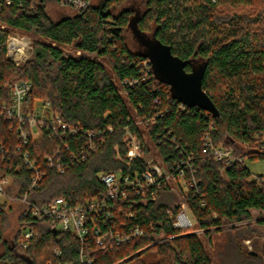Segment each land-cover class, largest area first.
Here are the masks:
<instances>
[{"label": "trees", "instance_id": "16d2710c", "mask_svg": "<svg viewBox=\"0 0 264 264\" xmlns=\"http://www.w3.org/2000/svg\"><path fill=\"white\" fill-rule=\"evenodd\" d=\"M128 1L92 0L90 8L78 12L60 7L58 0H13L11 6L0 0V146L5 149L0 175L11 179L9 197L26 196L36 206L57 198L78 205L99 197L105 187L98 174L142 173L150 167L144 158L132 161L129 170L116 160V146L122 157L128 153V130L139 138L142 155L150 152L135 114L154 118L143 127L160 162L174 167L193 159L194 170L184 178L187 190L177 183L181 199L169 187H161L145 201L135 193L114 200L116 226L139 227L145 234L108 252L94 246L95 230H90L88 248L76 235L57 230L54 221L26 215L25 204L16 203L15 210L14 202L0 201V264H80L82 254L94 259L93 264H216L214 258L217 264H264V174L251 179L245 168L215 162L202 143L208 133L214 144L235 155L264 161L257 145L264 139V0H144L139 31L171 47L175 56L188 62V72L194 65L206 66L203 89L218 117L197 107L181 108L171 88L152 73L144 80L147 59L128 44L136 15L124 9ZM15 31L34 39L32 58L20 66L6 58L7 34ZM126 79L136 83L124 87ZM20 81L32 84L30 102L48 101L78 135L61 140L45 133L41 142L23 145L15 122L2 114L3 105L11 103L13 85ZM86 132L102 133L93 139L96 153L70 165L64 174L48 168L45 159L54 156L60 141L78 153L89 141ZM25 153L38 160L45 173L31 191L33 172L21 156ZM63 160L72 161L68 154ZM182 202L195 227L204 231L201 235L182 234L173 226L172 215ZM26 228L32 229L33 237L24 248L19 242ZM246 240L252 241V250Z\"/></svg>", "mask_w": 264, "mask_h": 264}, {"label": "built area", "instance_id": "2783aa9c", "mask_svg": "<svg viewBox=\"0 0 264 264\" xmlns=\"http://www.w3.org/2000/svg\"><path fill=\"white\" fill-rule=\"evenodd\" d=\"M6 5L11 6L13 0H4ZM58 4L63 8H72L78 12L84 11L92 6V0H58ZM6 58L20 66L29 61L33 56L34 44L33 39L26 35L20 34L18 31L7 34ZM145 73L144 80L152 77L156 79L152 65L149 60L144 64ZM157 80V79H156ZM158 81V80H157ZM160 82V81H159ZM136 82L124 80V87H132ZM161 83V82H160ZM32 84L27 81L16 82L11 90V103L5 104L2 107V114L6 120L15 122L19 138L23 145H28L30 142L39 143L42 141L46 133L50 138H59L64 140L67 135L77 136L78 131L66 123V121L52 111L51 104L48 101H35L34 103L28 100L32 93ZM186 107L181 104V108ZM154 121V118L148 117L135 119V124L143 126L145 123ZM112 132V130H111ZM102 135L101 132L87 133L89 141H86L85 146L80 147L78 153H72L67 142H62L55 151L54 156H47L45 159L46 165L50 169L57 170L58 173L64 174L68 167L75 166L77 163L87 161L92 154L97 151V143L93 141L97 135ZM126 143L128 153L122 157L119 153V147L114 150L117 153L116 160L126 164L128 170L131 162L138 158L145 157L141 153V145L136 136L131 132H126ZM204 153L213 161L221 162L225 166L238 165L240 168L247 169L251 175V179L258 180V175H252L247 167L248 159L237 156L231 149L214 144L210 138V134H206L203 138ZM258 150L264 154V139L258 141ZM20 147L18 148V151ZM5 152L4 147L0 146V154ZM8 151L6 152V155ZM68 154L71 162L66 164L64 156ZM25 164L33 172L32 182L28 191L36 189L45 177L42 166L38 160L32 159L29 153L21 155ZM1 157V155H0ZM146 161V159H145ZM150 166L145 172H114L100 173L98 179L105 187V192L96 198L87 199L84 203L72 205L64 198H57L44 206H36L30 203L25 196L22 199L11 198L8 196V189L11 186V179L3 178L0 175V201L9 200L14 203H23L26 205L25 214L31 215L36 220L43 222L52 220L56 223V228L62 232H70L78 237L83 246H91L90 230H95L93 243L97 250L112 251L116 246L130 243L135 238L145 234L144 230L139 227L126 228L125 224L119 229L112 215V202L116 199L126 200L135 193L146 200L149 195L156 196L154 188L169 187L181 199L180 186L183 185L187 190L185 175L186 172L192 173L194 170L193 159L188 157L187 160H182L180 164L174 167H167L163 162L146 161ZM194 180V179H193ZM264 182V178L262 179ZM194 185L196 182L194 180ZM173 216V226L180 230L182 234L201 235L204 231L194 228V219L190 213L189 207L184 202L181 203L180 209ZM132 217V216H131ZM33 237L32 229H24L22 239L19 246L26 248L29 240ZM159 236L158 238H160ZM246 246L252 250V241L246 240ZM92 259L87 254H82L80 264H93Z\"/></svg>", "mask_w": 264, "mask_h": 264}, {"label": "water", "instance_id": "95a60500", "mask_svg": "<svg viewBox=\"0 0 264 264\" xmlns=\"http://www.w3.org/2000/svg\"><path fill=\"white\" fill-rule=\"evenodd\" d=\"M154 39V42L150 43L145 52L141 54L150 61L156 79L171 88L173 97L180 104L188 108H200L214 117H218L220 113L217 107L203 89L206 66L203 64L194 65L193 70L188 72L186 70L188 62L175 56L171 47L155 37Z\"/></svg>", "mask_w": 264, "mask_h": 264}, {"label": "rangeland", "instance_id": "374dc122", "mask_svg": "<svg viewBox=\"0 0 264 264\" xmlns=\"http://www.w3.org/2000/svg\"><path fill=\"white\" fill-rule=\"evenodd\" d=\"M124 9H130L132 11L135 12V16L132 18V21L130 23V29L128 30V44L130 46V49L134 52H138V53H143L145 52L147 46L154 42V37L152 35H147V34H143L142 32H140L137 28L136 22L138 17L141 16L143 10H144V0H129ZM20 33V32H19ZM22 34V33H20ZM22 35H26L28 37H31L33 39L32 36L27 35V34H22ZM152 37V38H151ZM33 44H34V39H33ZM63 49L67 52V53H71V51L73 52V50L70 51L69 47H63ZM77 54H82V52L80 50H76ZM118 84V82H117ZM120 92L122 94V96L126 99V95L123 91V89L121 88V86L118 84ZM135 119L137 120V117L134 114ZM140 129L142 132V137L143 140L145 141V145L150 149V152L147 153V155H145V159L146 161H148L149 163L151 162H160L158 155L156 153V150L153 146V144L150 142L149 137L147 132L145 131V128L143 126L140 125ZM138 141L139 138L137 139ZM247 167L248 170L250 171V173L252 175H256V174H264V161H258V162H250L247 161ZM13 207L17 208L16 203H13ZM11 225L12 228L9 230V234H11V237L14 234V228H15V221H16V215L17 213H12L11 214ZM194 223V228L199 230L197 227H195V222ZM202 237V236H201ZM214 263L217 264V259L214 258Z\"/></svg>", "mask_w": 264, "mask_h": 264}]
</instances>
